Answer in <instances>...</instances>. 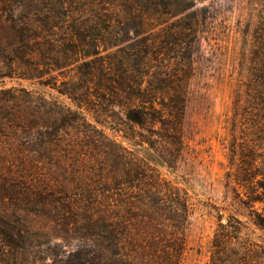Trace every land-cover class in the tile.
<instances>
[{"label":"trees","instance_id":"16d2710c","mask_svg":"<svg viewBox=\"0 0 264 264\" xmlns=\"http://www.w3.org/2000/svg\"><path fill=\"white\" fill-rule=\"evenodd\" d=\"M202 20L195 0H0V82L38 81L76 106L32 92L26 106L16 104V117L33 116L23 126L41 130L24 148L60 154L81 189L60 187L50 168L46 174L35 163L16 171V178L39 176L36 185L18 181L22 201L35 194L65 235L77 229L83 246L91 247L51 264L182 263L191 203L186 189L157 165L174 168L183 156ZM250 62L245 91L254 108L255 147L242 148L236 180L245 191L242 203L252 207L253 223L264 231L263 15ZM10 90L2 87L0 94ZM8 100L0 97V115ZM105 129L124 132L148 150H128ZM4 130L0 116V135ZM69 131L75 134L67 137ZM57 163L61 167L62 160ZM257 203H263L261 211ZM246 227L234 215L220 218L210 264H264V236H247Z\"/></svg>","mask_w":264,"mask_h":264},{"label":"rangeland","instance_id":"374dc122","mask_svg":"<svg viewBox=\"0 0 264 264\" xmlns=\"http://www.w3.org/2000/svg\"><path fill=\"white\" fill-rule=\"evenodd\" d=\"M195 2L203 20L194 43V71L182 125L184 152L174 168L157 166L163 176L186 189L192 207L181 264H210L211 241L220 218L226 222L229 215H234L247 226V236H264V231L253 223L252 207L242 203L246 200L245 191L236 180L242 148L255 147L250 128L254 108L245 86L250 77L253 32L260 16H264V0ZM2 87L12 90L0 94L9 98L0 115L5 126L0 135V264H51L54 260L80 257L91 247L83 246L77 229L65 235L52 219L53 214L47 213L49 207L39 205L35 194L25 196L29 201L26 203L16 193L18 181L28 179L35 185L38 182L36 173L16 178L22 163L25 167L35 163L46 174L50 168L60 187L68 185L74 193L81 191L73 174L65 170L68 162L60 154L24 148L25 144H35L41 130L37 126H23L24 119H31L32 115L16 117V104L26 106L32 97L29 92L74 109L76 106L68 97L38 81L7 78L0 82ZM105 131L128 150H148L147 144L139 145L124 137V132ZM69 132L67 137L75 134ZM262 206L263 203H257L255 208L261 211Z\"/></svg>","mask_w":264,"mask_h":264}]
</instances>
